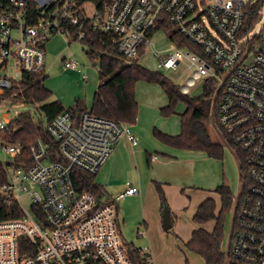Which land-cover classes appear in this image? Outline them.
Segmentation results:
<instances>
[{
  "label": "built area",
  "instance_id": "1",
  "mask_svg": "<svg viewBox=\"0 0 264 264\" xmlns=\"http://www.w3.org/2000/svg\"><path fill=\"white\" fill-rule=\"evenodd\" d=\"M255 18L262 26L250 37ZM162 23L196 49L178 46L160 28ZM84 26L105 33L129 61L152 45L156 31H164L174 51L154 54L165 70L180 63L190 70L182 92L196 80H214L220 94L216 124L244 154L247 178L244 193L234 203L228 247L243 262L264 264V0H0V96L23 73L44 72L50 38L61 34L80 40ZM64 65L78 67L70 59ZM93 68L98 70V65ZM16 115L0 120V132ZM46 130L58 141L59 159L41 139L29 146L27 157L19 142L0 136L6 173L0 192L20 209L19 217L0 220V264H135L120 238L117 203L139 193L138 188L126 181L114 201L103 204L92 193L75 189L70 170L75 166L97 173L120 136L133 145L136 136L127 124L89 109L76 118L63 111ZM22 197L29 208L21 204ZM134 247L144 264H153L147 245Z\"/></svg>",
  "mask_w": 264,
  "mask_h": 264
},
{
  "label": "rangeland",
  "instance_id": "2",
  "mask_svg": "<svg viewBox=\"0 0 264 264\" xmlns=\"http://www.w3.org/2000/svg\"><path fill=\"white\" fill-rule=\"evenodd\" d=\"M90 7V4L86 3V8L90 10ZM261 26L262 20L256 21L248 32V36L251 37L257 34ZM151 42L152 45H147L133 60L149 69L163 71L171 81L180 87L185 85L186 79L190 76V70L186 69L183 63H180L175 69L165 70L159 66V59L154 54V51H160V54L168 55L174 51V49L169 48L170 42L167 39V34L158 30L153 34ZM44 52V73L47 75L44 84L51 90V95L47 101L74 97V99H84L85 104H87L99 79L96 75L98 74L97 71L93 69V62L85 54L83 43L79 39L67 40L63 35L56 34L46 42ZM63 57L76 62L77 68L81 71L65 68L62 61ZM84 71L89 75L87 80L80 77L81 72ZM91 72H93V75H91ZM201 85L202 80H196L195 85L189 87L187 94H199ZM134 91L138 103L137 115L140 116L138 124L142 131V135L136 136L137 143L144 145L152 152L153 149L148 141H155L152 134L153 127L170 134L178 133L180 130L179 117L186 106L183 102H179L175 107L174 113L169 116H163L160 114L159 108L165 104V95L158 84L140 80L135 83ZM39 106L40 103L26 104L12 96H0V120L12 119L17 113H30L35 117H39ZM212 115L215 120L214 111H212ZM137 119L136 116L134 124H127L132 133L133 129L131 126L137 124ZM210 135L211 139L223 144L221 157L209 156L205 151L200 150H193L191 153L185 154L183 157H186L187 160L182 165V176L189 184L184 188L183 192L177 191L179 197H176L174 201L171 200L172 204L170 206H168L166 197L165 202L161 201L156 183L149 180L147 176L148 164L146 163L145 153H142V164H139L134 162V156L130 148V154L128 152L125 157L126 160H122L121 167L119 164L117 171L111 172L107 167H102L100 174H97V180L104 182L109 192L114 193L112 195L114 197L117 195L116 192L124 188L126 181L131 182L132 177L138 178L145 173V180L143 179L140 185L137 184L141 190V195L137 197V201L129 202L130 200L127 201L128 198L126 196L117 203L119 206L118 230L123 242L133 243L137 247L148 245L144 239L146 233L144 224L140 220L143 208L145 214L149 216V221L147 222L152 226L151 238L154 249L152 250L156 254L155 264H185L186 260L188 264H204L203 259L198 254L188 250L183 241L188 238L191 230L197 226L192 220V214L203 196L209 193L206 197L215 198L218 210L219 196L214 191V188L221 184L228 185L233 195L232 207L225 216L224 238L221 242V250L223 252H226L229 248L234 203L241 191L242 181L240 180L235 151L224 143L219 128L216 129L214 125H211ZM122 139H126V137L122 135L118 138V140ZM147 183L149 186L144 189ZM160 186L164 193L162 184ZM21 204L25 208H29L26 197H22ZM170 211H172V214H170ZM171 220H173L172 226L164 230V223H168ZM213 225V220L201 224L208 231L212 230Z\"/></svg>",
  "mask_w": 264,
  "mask_h": 264
},
{
  "label": "trees",
  "instance_id": "3",
  "mask_svg": "<svg viewBox=\"0 0 264 264\" xmlns=\"http://www.w3.org/2000/svg\"><path fill=\"white\" fill-rule=\"evenodd\" d=\"M30 3V2H29ZM256 22V18H255ZM160 28L169 34L170 39L178 46H186L196 49L186 39L182 38L178 32L168 23L160 24ZM85 36L80 39L87 57L98 65L99 84L93 94L92 103L89 107L90 113L101 116L117 123L132 125L136 121L138 103L135 98V83L145 81L158 84L167 97V104L160 108V114L169 116L175 111L177 103L185 104L184 111L180 114V132L171 135L157 128L153 129V135L162 143L185 150L205 151L209 156L221 157L223 144L210 138L211 125L216 129L218 126L213 118L212 111L215 112L219 92L215 90L214 80L206 78L202 80L201 92L197 95H189L182 92L180 86L171 81L163 71L152 70L144 65L129 61L109 43L105 33L84 26ZM75 33V28L71 29ZM140 53V52H139ZM47 75L42 72L23 73L14 84L6 90L4 95L12 96L16 100L26 104L40 103L38 111L39 117L30 113H18L10 121L8 129L0 132V136L10 142H19L23 148L24 156H30L29 146L37 139H41L49 145V151L54 159L58 157V141L54 140L46 130V124L55 118L59 113L68 111L73 117H78L86 111L84 99L76 98L73 104L65 108L56 99L47 101L51 91L44 85ZM216 91V93H215ZM220 130V128H219ZM221 136L228 146H230L237 156L240 180L242 181L241 191L236 198L244 193L247 178L244 165V154L233 144L230 136L220 130ZM95 174L88 173L78 167L73 166L70 170L75 189L79 192L87 191L92 193L100 203H112L113 197L108 194L105 188L95 181ZM6 181V173L3 164L0 162V186ZM159 197L165 202V197L156 183ZM214 191L219 195V208L214 198L204 199L196 208L192 215V220L196 224H204L213 220L214 225L211 231L203 227L193 229L190 238L185 242V247L198 254L204 264H249L235 258L228 248L226 252L221 250V242L224 238L225 216L233 204V195L230 187L225 184L217 185ZM236 205L231 230L235 223ZM118 209V208H117ZM20 216V209L17 203L7 199L0 192V220L13 219ZM135 264H144L142 258L133 244H127ZM185 264H188L187 260Z\"/></svg>",
  "mask_w": 264,
  "mask_h": 264
},
{
  "label": "crops",
  "instance_id": "4",
  "mask_svg": "<svg viewBox=\"0 0 264 264\" xmlns=\"http://www.w3.org/2000/svg\"><path fill=\"white\" fill-rule=\"evenodd\" d=\"M65 59H67V58L63 57V59H62L63 64H64ZM64 67L66 68L65 65H64ZM67 68H69V67H67ZM69 69L77 70L78 72L81 71L78 68H75V69L69 68ZM83 74H85L86 76L83 77ZM91 75H93V72H91ZM96 75L98 77V74H96ZM80 77H81V79L87 80L89 78V75H88V73L86 71H84V72H81ZM98 84H99V82L97 83V85H96V87H95L90 99L88 100V102L86 104V108L87 109H89V107H90V105L92 103L93 94H94ZM164 95H165V93H164ZM58 100L62 103V105L65 108H67V107H69V106H71L73 104L75 99H74V97H70V98H67V99L60 98ZM167 101L168 100H167V97L165 95V104L162 105L161 107L165 106L167 104ZM160 108H159V110H160ZM137 118H138L137 119V124H135L134 126H131V127L133 129V134L138 137V136L142 135V131H141L140 125L138 124V122L140 120V116L137 115ZM179 120H180V117H179ZM179 125H180V121H179ZM153 128H155V127H153ZM163 132L167 133L166 131H163ZM179 132H180V130H179ZM152 134H153V129H152ZM168 134H170V133H168ZM171 135H175V134H171ZM148 143L151 145V148L153 149L152 152H155V153H152L150 151V149L146 148L144 145H140V143H137V144L133 145V144H131V142L127 141L126 139H122V140L116 141L114 146H113V149H112V151H111V153L109 155V157L107 158V160L104 162V164L100 167V169L96 173L95 181L97 183H99L100 185H102L105 188V190L108 192V194L112 196L114 193H110L109 192V190L107 189L106 184L104 182H100V181L97 180V178H96L97 174L98 173L100 174L102 167H105V168L107 167V169L110 170L111 172H114V170L117 171L118 167H119V164H120V167H121L122 160H126L125 157L127 156L128 152H129V149L131 148L130 151H132V155L134 156L133 160H134V162H138L139 164H142V156L141 155H142V153H145L146 163L148 164L147 176H148L149 180H151V181H153L155 183H158L159 185L162 184L163 189H164V193H165L164 197H166L167 202L169 204L168 206H170L172 204L171 200L174 201L176 199V197H179V195L177 194V191L180 190V191L183 192L184 188L186 186H188V184H189L186 181V179L182 176V165L187 160V158L183 157V156H185V154H187V153H191L193 150H185V149L174 148V147H171V146H168V145L162 143L161 141H159L156 138H155V141L149 140ZM129 154H130V152H129ZM153 156H155V158H152ZM143 179L145 180V173L143 175L139 176L138 178H133L132 177L131 183L138 188L137 184L140 185L142 183ZM126 180H128V179H126ZM148 186H149L148 183L145 184L144 189L147 188ZM124 187H125V185H124ZM160 188H161V186H160ZM122 190L118 191L116 193L118 194V193L122 192ZM138 190H139L138 194H135V195H132V196H127V198H128L127 201L130 200L129 202H132V201L136 202L137 201V197H140V195H141L140 188H138ZM208 195H209V193L206 194L205 196H203L201 201H199L198 205L204 199L208 198V197H206ZM143 197H145V196H143ZM143 197H142V199H143ZM142 205H143V200H142ZM194 212H193V214H194ZM118 213H119V206H118V209H117V219H118ZM170 214H172V211H170ZM140 220H142V223L144 224V229L146 231L144 239H145L146 243L148 244L147 246L150 248L151 255L153 257V264H155L156 254L153 251L154 250L153 247H152L153 240L151 238V231H152L151 228H152V226L150 224H148L147 221H149V216L147 214H145V211H144L143 208H142V211H141ZM161 223H162V221H161ZM171 224H173V220H171L168 223L165 222L164 225H163V229L167 230L169 228V226H172ZM198 227H202V226L197 224V226L194 227L193 229L198 228ZM193 229L191 230V232L193 231ZM191 232H190V235H191ZM190 235L188 236V238H186V240L183 241V244H185V242L188 241V239L190 238ZM127 244H133V243H128L127 242Z\"/></svg>",
  "mask_w": 264,
  "mask_h": 264
}]
</instances>
